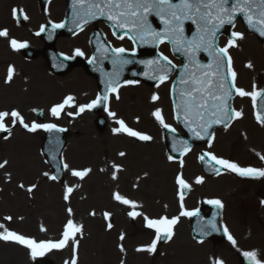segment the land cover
<instances>
[{"label": "rangeland", "instance_id": "1", "mask_svg": "<svg viewBox=\"0 0 264 264\" xmlns=\"http://www.w3.org/2000/svg\"><path fill=\"white\" fill-rule=\"evenodd\" d=\"M62 2L63 0H54L50 3L54 21L61 17L59 11ZM13 10L22 11L27 17L21 23L22 26L14 21ZM41 14L36 0H0V30L7 29L9 32L7 39L0 37V111L18 110L29 124L35 121L53 123L58 127L60 124L65 125L63 127L68 128L69 135L65 140L62 139L65 142L62 166L67 163L70 169L90 168L92 171L83 180L73 177L70 171L64 172L60 184L47 179L42 174L48 172L51 175V171L39 151L42 130L28 133L17 124L10 136L8 133L5 135L8 136L7 139L4 137L0 140V162L8 161L6 167L0 169V224L37 241H57L61 238L67 221L73 220L83 228L82 235L77 236L79 264H121L122 261L123 264H207L206 249L192 246V242L186 237L187 226L184 225H178L174 236L176 241L157 247L156 254L136 252L137 247L151 243V233L144 227L142 217L131 219L128 216L131 209L112 198L113 193L119 192L141 205L135 211L153 219L160 216L171 218L178 216L180 212L176 176L182 174L186 181L193 183L195 176L201 174L195 162V151L183 159L182 171L179 163L168 161L161 136L162 128L158 123L157 126L153 124L155 119L152 112L160 108L166 122L177 129L170 112L171 100L169 96L166 99L168 89L161 87L164 91H153L145 85L137 86L132 83L121 87L112 95L110 103V110L116 116L110 118L107 115L101 129L92 125V116L83 118L82 115H75V107L65 108L60 119L53 118L49 114L53 105L61 103L69 95L75 98L77 106L85 105L88 98L85 95L86 89L92 87L94 91L96 88L88 80L83 68H74L64 76L52 77L47 72V65L41 55L34 60L24 61L9 46V39L14 38L18 42H28L34 48L39 47L37 41L33 40V34L44 22ZM78 36L73 37L75 40H57V50L68 53L72 47H80L81 38ZM247 54V64L251 63L256 69L264 68V52L258 44ZM234 56L236 68L242 71L241 58L236 53ZM10 65L15 68V75L10 84H5ZM91 72L90 70L89 76H93ZM247 73L250 78L257 74L250 73L248 67ZM117 94L119 99L116 98ZM154 94L160 98L156 102L152 101ZM33 109L41 112L42 121H38ZM242 113V118L228 130L217 132L214 151L234 160L238 165H257L249 163L255 161L249 149L264 150V129L250 119L248 109ZM117 119L153 139L141 142L123 134L113 135L112 129L118 127L115 123ZM6 123L11 127L10 119ZM241 133L246 134V139ZM250 133L254 134V143L249 140ZM164 142L167 153H172L174 139L165 136ZM121 151L126 153L125 157L118 155ZM113 164L123 169L117 173V180L111 179ZM226 181V178L210 180L209 186H223L227 184ZM20 184L25 187L21 189ZM31 185H36V188L29 194L27 188ZM65 185L74 189L68 202L63 199ZM207 194L211 196L213 193L208 191ZM249 199H252V195L245 196V206ZM193 201L194 198L191 203V199L186 197L185 206L191 207ZM250 207L248 206V212ZM68 208L72 209L71 216ZM93 212L95 215H90ZM105 212L111 214L108 221L104 219ZM6 216H11L12 220H5ZM108 223L113 226L111 230L107 229ZM42 228L46 231H41ZM121 233L125 234L124 241L119 240ZM186 239L188 243L185 242ZM120 244L125 248L123 253L119 250ZM45 257L53 264H65L72 257V250L67 247ZM230 263L233 264L231 259ZM0 264L34 263L23 247L0 242Z\"/></svg>", "mask_w": 264, "mask_h": 264}, {"label": "snow or ice", "instance_id": "2", "mask_svg": "<svg viewBox=\"0 0 264 264\" xmlns=\"http://www.w3.org/2000/svg\"><path fill=\"white\" fill-rule=\"evenodd\" d=\"M85 7H87L86 11H84ZM73 8L76 14L80 16V19L83 20L84 24H87L89 19L106 17L112 22L115 28L126 31L129 34V39H132L134 42L139 40L142 43H151L154 46L169 43L173 46L174 52H183L188 63L184 64V72L181 74L179 80V83L184 85V87L179 89L180 103L173 107L174 118L178 122L183 123L184 127L193 134L195 139L203 140L208 137L209 148L212 147V140L214 139V134L209 131L213 125H223L225 130H227L234 119H241L243 116L242 111H237L229 107V100L233 93L241 98L250 97L253 102V108L255 109L257 98L262 93L255 90L248 92L236 86L237 73L233 68V60L230 55V49L238 47V41L244 39L243 33L231 32L230 38H228L227 43L223 47L216 45V38L217 33L225 25H232L234 27V21L239 15L244 17L249 28L256 29L261 36H264V0H179V2H174V0H73ZM82 11L83 15H81ZM152 15L160 18V22L163 24L161 31L153 29L149 23V16ZM13 16H16V10H13ZM186 21H190L196 26V34L190 40L184 36V24ZM78 26L80 25L78 24ZM52 27L53 29H58L64 27V25L53 24ZM41 31H43V27ZM113 35H116V33L114 32ZM0 37L7 39L9 37L8 30H0ZM123 38V36H117V39ZM9 46L13 51H18L27 47V44L18 42L13 38L9 39ZM98 50L108 54L114 66H123L131 63V61L124 59L126 49L123 47H111L109 45L105 48L104 45L100 44L98 45ZM200 52L207 53L211 58V62L201 64L197 60V53ZM83 55L84 53L80 49H76L73 56H65L64 59L68 60ZM133 55H135L134 52ZM88 62L89 64L94 63L95 58L90 59ZM145 63L157 73L156 76L149 77L150 79L158 80L157 87L165 83L169 73L177 67L163 53H158V59L146 61ZM245 67L252 68L253 65L248 63ZM160 73L163 74L161 75ZM14 75L15 68L10 65L4 83L10 84ZM106 86L111 92L117 93L119 85L115 80H108ZM173 91L175 92L177 90L173 89ZM116 98L119 99L118 94ZM159 99V96L155 94L152 96L153 102ZM107 101L108 95L105 94L103 96H97L95 100L86 105L77 106L75 98L69 95L61 103L53 105L49 109V114L55 119H60L65 108L78 107L75 115H80L86 110L90 111L101 103H104V110L110 118H114L116 113L108 109ZM33 111L36 110L33 109ZM67 114L72 115V113ZM152 116L161 128L173 134L176 132V129L166 122L162 109L156 108L152 112ZM9 119L11 127L6 123ZM256 120L259 125L264 127V114L257 113ZM115 123L118 127L112 129L113 135L123 134L141 142H150L153 139L148 134L128 127L123 120L117 119ZM17 124L28 133H36L40 130L48 133L65 131V129L53 123H37L35 121L30 124L26 123L22 114L15 109L11 111H0V133H8L10 136L12 129ZM7 138L8 136L5 137V139ZM173 151H179L181 156H186L191 151V148L185 141L181 140L178 145L176 143L173 144ZM118 155L125 157L126 153L121 151ZM260 159L264 161V156H260ZM199 160L201 162H208V167L216 175H221V170L223 169L241 178H264V168L241 167L235 162L217 157L212 152H204L199 156ZM168 161L170 163L174 162V157L171 155L168 156ZM179 163L180 167L183 168L184 161L180 160ZM7 164V160L0 162V169H4ZM217 165L219 167H215ZM112 168L114 170L111 174V179L117 180V173L123 169L116 164H113ZM63 169L70 171L71 175L79 180H83L92 171L90 168L84 170L70 169L67 163H63ZM101 171H104V169H101ZM42 175L49 180L54 181L57 179L55 175H50L48 172H44ZM175 182L178 186L180 212L178 216L171 218L168 216H160L156 219L150 218L139 211H135L141 205L122 196L119 192L113 193V200L131 209L128 212V216L131 219L135 220L138 217H142L144 227L155 234L150 244L137 247L136 252L147 253L149 255L156 254L159 242H169L174 239L175 228L179 223L180 217L191 218L197 215L195 211L186 210L183 203V193L190 191V184L186 182L182 174L176 176ZM203 182V177H197L195 180L196 184H202ZM19 187L23 189L25 186L24 184H20ZM35 188L36 185H31L27 188V192L31 194ZM73 191V187L65 185L63 195L65 202L69 201ZM205 202L219 209L224 207L223 203L218 199ZM67 211L69 216H71L72 209L68 208ZM90 215L94 216L95 213H90ZM110 217V213H104V219L106 221L110 220ZM4 219L11 221L12 217L6 216ZM208 226L213 231L216 230L213 222L209 221ZM112 227L111 223L107 224L108 230H111ZM41 231H46V229L42 228ZM82 232V226L76 225L73 220L69 219L64 226L59 240L37 241L11 231L5 225L0 224V242L16 244L23 247L27 250L32 261H36L38 258H42L53 251H62L67 247H71V261H65V264H78L79 240L77 236L82 235ZM224 235L235 248L237 242L226 227L224 228ZM124 239L125 234L121 233L119 240L124 241ZM198 243H203V241H198ZM119 250L122 253L125 252L123 244L119 245ZM242 255L249 264H264V261L258 258V253L254 250L244 251ZM121 264H123V261ZM215 264H223V261L216 260Z\"/></svg>", "mask_w": 264, "mask_h": 264}, {"label": "bare ground", "instance_id": "3", "mask_svg": "<svg viewBox=\"0 0 264 264\" xmlns=\"http://www.w3.org/2000/svg\"><path fill=\"white\" fill-rule=\"evenodd\" d=\"M61 41H65V39H61ZM1 98H2V96H1ZM9 99V98H8ZM174 241V239L171 241V242H173Z\"/></svg>", "mask_w": 264, "mask_h": 264}]
</instances>
